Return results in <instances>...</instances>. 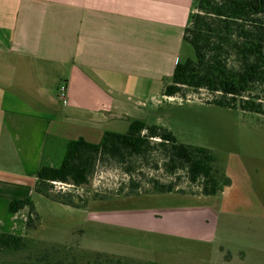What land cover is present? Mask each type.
<instances>
[{
    "label": "crops",
    "instance_id": "1",
    "mask_svg": "<svg viewBox=\"0 0 264 264\" xmlns=\"http://www.w3.org/2000/svg\"><path fill=\"white\" fill-rule=\"evenodd\" d=\"M196 0H0V233L67 143L158 117ZM64 86V96L59 89ZM173 192L167 193L171 194ZM193 196H200L192 194Z\"/></svg>",
    "mask_w": 264,
    "mask_h": 264
},
{
    "label": "rangeland",
    "instance_id": "2",
    "mask_svg": "<svg viewBox=\"0 0 264 264\" xmlns=\"http://www.w3.org/2000/svg\"><path fill=\"white\" fill-rule=\"evenodd\" d=\"M183 48L181 63L193 59L190 44ZM253 94L264 95L260 87ZM212 98L201 89L185 100H161L150 124L178 143L208 150L227 185L192 197L201 195L200 185L181 170L167 174L158 150L126 164H98L86 185L59 191L78 207L32 197L35 228L26 233L25 214L16 233L26 234L30 249L0 253V264H18L44 248L80 264L96 257L130 264H264V116L206 103ZM151 181L173 184V193L153 191ZM50 192L58 190L51 185Z\"/></svg>",
    "mask_w": 264,
    "mask_h": 264
},
{
    "label": "trees",
    "instance_id": "3",
    "mask_svg": "<svg viewBox=\"0 0 264 264\" xmlns=\"http://www.w3.org/2000/svg\"><path fill=\"white\" fill-rule=\"evenodd\" d=\"M194 9L196 12L190 15L183 34L193 51V59L175 64L169 83L163 84L162 94L185 100L189 92L202 89L213 96L208 104L264 116V95L253 94L257 87L264 93V0H196ZM176 141L170 131L140 120L130 121L125 132L104 131L97 143L86 142L82 137L70 140L58 167L42 166L38 170L34 192L53 202L78 207L80 204L72 195L51 193L50 182H65L73 187L86 185L98 164L109 161L126 164L132 158L145 159L156 150L164 155L167 174L181 170L189 183L200 185L203 196L215 194L220 184H228L226 179L219 181L212 167L214 158L208 150ZM125 170L129 172L130 168ZM151 184L155 192L174 190L171 183L151 181ZM25 207L27 233L37 221L32 200L27 197L13 200L8 211L17 213ZM29 249L26 234L0 233V253ZM59 253L57 249H37L18 264H80L68 260L66 253ZM85 264L130 263L96 257Z\"/></svg>",
    "mask_w": 264,
    "mask_h": 264
},
{
    "label": "built area",
    "instance_id": "4",
    "mask_svg": "<svg viewBox=\"0 0 264 264\" xmlns=\"http://www.w3.org/2000/svg\"><path fill=\"white\" fill-rule=\"evenodd\" d=\"M64 86H61L60 89H59V95L61 97L64 96ZM50 184L53 186V187H56L58 192L61 190V191H65L71 187H73L71 184H65V182H50ZM56 193V192H55Z\"/></svg>",
    "mask_w": 264,
    "mask_h": 264
}]
</instances>
